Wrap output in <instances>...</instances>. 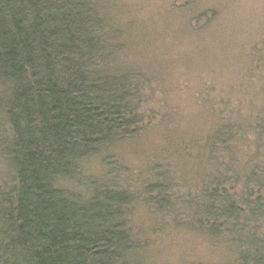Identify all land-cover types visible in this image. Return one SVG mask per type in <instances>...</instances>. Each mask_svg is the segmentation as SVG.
Listing matches in <instances>:
<instances>
[{"label": "trees", "instance_id": "16d2710c", "mask_svg": "<svg viewBox=\"0 0 264 264\" xmlns=\"http://www.w3.org/2000/svg\"><path fill=\"white\" fill-rule=\"evenodd\" d=\"M116 1L0 0V157L10 171L0 180V264H141L138 203L157 229L187 226L226 244L233 264H264V30L241 44L260 17L242 11L232 24L231 0H171L153 36L145 16L122 21ZM171 26V40L198 41V58L173 60ZM225 67L236 76L220 75ZM174 77L187 90L201 79L194 97L210 116L187 150L202 158V170L186 169L202 172L200 187L173 189H187L169 176L177 159L172 169L152 165L129 190L111 151L173 126L165 91ZM96 159L107 164L103 180L87 176Z\"/></svg>", "mask_w": 264, "mask_h": 264}, {"label": "rangeland", "instance_id": "374dc122", "mask_svg": "<svg viewBox=\"0 0 264 264\" xmlns=\"http://www.w3.org/2000/svg\"><path fill=\"white\" fill-rule=\"evenodd\" d=\"M170 2L171 0H117L113 5V10H116L124 22L130 16H133V18L139 17L143 21L145 16L147 23L145 30L151 31L153 36H155V30L159 29L157 25L162 28V19L169 16ZM242 11L243 14H248L247 17L251 15L260 17L257 20L260 24H256L255 22L256 25L254 27H250V25L244 26L247 30L253 28L247 40H243L241 43L245 45V48H250L253 46L252 43L256 41L255 38L258 37L257 35L261 34V31L264 30V0H231V6L229 8L227 7L225 15L230 17L228 15L230 13L231 17L241 16ZM242 17L244 16L242 15ZM230 20L232 22L234 21L232 24H235L237 23L235 21H239V18L233 17ZM224 21L230 24L229 19H225ZM156 22L157 25L155 24ZM219 27L220 25L216 24L213 28L218 29ZM171 28L172 26L169 27V31L166 34V43L170 46L168 52L172 54L171 57L173 60L176 61V58H179V61H182L188 53H192L191 58H198V54L202 49L198 41L196 40L195 43H191V40L195 38L186 37L178 41L176 39L171 40V35H173L170 33L172 31ZM235 30L239 31V26L237 29L227 32H235ZM210 34L214 38L212 31ZM214 62L220 65L219 59H214ZM197 68L199 69V66ZM227 70L228 67H225V70L221 71L220 75L224 74ZM225 75L226 77L236 76L232 69L226 72ZM173 81L180 85V89L176 85H173ZM200 83L201 79L190 80L187 90V88L185 89V82L178 81V78L176 80L175 77L172 80L168 79L166 88L168 87V90L170 89L171 91L167 90L165 92L168 94L167 110L172 112V115L174 114L175 117V119L173 118V126L167 130L162 125H155V127L143 132L139 138L118 145L112 149L113 163L121 164L125 167L123 170L124 175L120 179L124 185L128 186L129 184L127 182H129L132 184L131 188L135 190L138 187L136 177L138 176L141 179L147 176L150 172L149 167L156 163H167L168 165L166 167L172 169L170 165H174L176 160L179 159L178 165L176 166L178 168L176 171L170 170L169 176L184 185L187 189H184L183 186H175L173 189L180 194H183L185 191L190 192V194H193L191 190L198 191L200 187L198 177L202 175V172L199 171L197 177L193 173H188L186 169L191 165V162L196 167L200 165V170H202V158L200 156H193L192 154L187 155V150L192 151L194 144L201 142L206 136V133L209 132L207 119L210 116L195 101V90L199 87ZM191 84L193 86H190ZM171 86L174 90H172ZM191 88L193 92H190ZM106 166L107 164L99 159L91 161L86 168L87 176H93L95 179L103 180ZM8 174H10L9 167L0 157V180L4 176L7 177ZM134 181L136 183L133 184L132 182ZM131 188L128 186L127 189L130 190ZM84 191L82 189V192ZM100 192L103 194L101 195L102 197L106 196L104 195V191ZM167 193L165 190L160 192L158 198L161 200L158 201V204L162 199H169ZM140 204L142 203H138L136 208L133 209L134 214L131 218V224L138 226L137 236L139 237L140 234V236L146 239L148 241V247L143 254L138 256L140 260L136 258L137 262L140 261L141 264H233L235 261L236 256L226 244L220 241L217 242L210 236L193 232L187 226L181 229L169 225L167 228L157 229L158 227L156 228L155 226L159 225V220L149 218L146 208ZM182 209L184 210L182 212L188 213L187 207ZM162 214L164 215L165 213L163 212ZM197 218L209 219V222H213V225H219L218 220H213L208 215L198 214ZM154 221L157 223L155 224Z\"/></svg>", "mask_w": 264, "mask_h": 264}]
</instances>
